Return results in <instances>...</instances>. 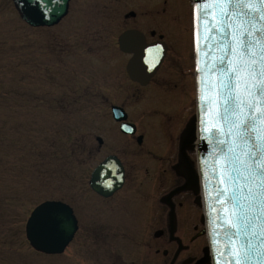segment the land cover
I'll return each mask as SVG.
<instances>
[{
  "label": "rangeland",
  "instance_id": "rangeland-1",
  "mask_svg": "<svg viewBox=\"0 0 264 264\" xmlns=\"http://www.w3.org/2000/svg\"><path fill=\"white\" fill-rule=\"evenodd\" d=\"M150 1L73 0L60 25L32 29L12 2L0 0V264H95L94 252L74 246L60 256L35 252L26 224L46 201L77 203L86 218L100 202L89 182L106 152L93 159L89 149L106 134V85L123 81L128 60L113 44L126 29L149 22L125 16ZM155 1L157 25L184 32L193 100V0Z\"/></svg>",
  "mask_w": 264,
  "mask_h": 264
},
{
  "label": "flooded vegetation",
  "instance_id": "flooded-vegetation-1",
  "mask_svg": "<svg viewBox=\"0 0 264 264\" xmlns=\"http://www.w3.org/2000/svg\"><path fill=\"white\" fill-rule=\"evenodd\" d=\"M158 9L151 0L125 16L126 20L141 16L149 22L126 29L113 44L128 60L123 81H115L113 88L106 85V134L97 138V149H89L93 159L105 151L106 171L115 169L123 182L106 198L93 191L89 182L101 203L90 208L94 210L88 218L82 206L64 202L78 223L67 249L74 246L78 253L94 252L95 264H214L199 181L197 191L195 186L186 189L194 182L193 174L199 177L197 155L187 149L183 166L180 160L181 137L196 114L191 115L196 98L191 97L189 50L183 31L171 33L167 26L157 25ZM163 12L169 16L167 8ZM129 31L141 34L150 53H165L146 85L130 78L128 65L135 56L120 49V38ZM115 108L124 112L125 121L115 120Z\"/></svg>",
  "mask_w": 264,
  "mask_h": 264
},
{
  "label": "snow or ice",
  "instance_id": "snow-or-ice-1",
  "mask_svg": "<svg viewBox=\"0 0 264 264\" xmlns=\"http://www.w3.org/2000/svg\"><path fill=\"white\" fill-rule=\"evenodd\" d=\"M41 3L46 5L48 0H37L36 7L42 18H51L47 8H40ZM205 4L224 6L216 17L219 23L210 22L208 29L210 34L220 33L224 41L215 68L208 61L201 67L204 49L197 46L198 34L202 38L203 25L214 11L205 9ZM191 15L196 91L202 111L207 110L204 77L218 76L208 88L214 93L208 103L219 109L223 135L213 131L209 147L223 174L224 187H216L215 203L221 205L218 213L225 208L229 213L219 217L221 226L227 223L223 232L227 264H264V0H193ZM122 44L133 50L143 44V37L129 33ZM201 138L207 139L203 129ZM212 210L210 203V222ZM31 227L38 240L56 246L73 233L76 221L70 206L53 200L34 210ZM211 235L215 249V227Z\"/></svg>",
  "mask_w": 264,
  "mask_h": 264
},
{
  "label": "water",
  "instance_id": "water-1",
  "mask_svg": "<svg viewBox=\"0 0 264 264\" xmlns=\"http://www.w3.org/2000/svg\"><path fill=\"white\" fill-rule=\"evenodd\" d=\"M13 3L20 19L30 28L32 29H51L58 26L68 15L69 7L71 0H48V3L45 5L43 3L40 4V8H47L48 12L51 14V18L44 19L42 18L40 11L37 9L36 4L37 0H9ZM222 5H211L205 4V9H213L212 15L209 17V20L203 25V33L202 38L198 34L197 37V46L204 49L201 54V67H205V61H208V66L210 68H215L217 61L220 58L221 52L224 48V41L221 39L220 33L213 31L212 34L209 33V23L215 22L216 24L219 21L216 19L218 11L223 8ZM59 10V14L56 13ZM129 33H135L137 36H141L136 31H129L123 34L120 38L119 44L122 52L126 54H133L135 57L128 65V73L130 78L139 82L142 85L148 84L150 79L154 76L156 71L158 70L162 58H164L165 53L160 52V54L150 53L145 51V47L142 44L139 47H136L133 50H126L124 45L122 44V39L124 36H127ZM157 55V56H156ZM145 58L147 63H145ZM151 69V70H149ZM205 101L204 107L207 109L206 111H202L201 103L198 100V111L197 115L194 116L189 124L187 125L186 130L184 131L181 137V166L186 162L185 150L189 149L191 153L197 150L198 160H199V177L196 178V175L193 174L191 179L194 182H191V186L189 185L186 189H193L195 186V190L198 189V181L201 182V186L203 189V196L206 206L207 213V222H208V231L210 236V244H211V256L214 264H227L228 256L225 255L226 249V241L223 236L224 228L227 226L225 222L223 226H221V220L219 217H228V209L225 208L223 212L218 213L216 209H218L221 205L216 204V196L215 189L216 187H224L223 184V174L220 172V162H216L214 164V150L210 149L209 144L211 141V135L213 131H216L223 135V126L217 118V112L219 109L216 105L209 104L208 101L210 99H214V93L208 91L209 86L214 85L218 81L217 75H205ZM114 118L117 122L125 121L127 119L125 114H122V110L114 109ZM124 113V112H123ZM128 125H123L127 127ZM202 129L203 136L207 139H202ZM128 132V131H126ZM197 145V148H196ZM108 183L106 187V177L108 176ZM219 180V184H218ZM122 178L117 174L115 169H112L110 172L106 171V160L100 164L92 173L90 179V187L93 191H95L101 197L110 196L116 188L122 184ZM116 187L114 188V186ZM110 191V193H109ZM46 203V202H45ZM212 204L213 210L211 211V222L209 217V204ZM222 203V202H221ZM44 204V203H43ZM41 204V205H43ZM66 205V204H65ZM72 210V209H71ZM73 211V210H72ZM34 214L32 212L27 225H26V239L29 242L31 248L42 255L46 256H60L63 255L71 244L77 230L78 223L74 216V220L76 221V227L73 233L66 237L60 244L56 246H52L46 242L38 240L32 230L31 227V218ZM216 228L217 232V245L214 249L212 246V228ZM234 247V245H233Z\"/></svg>",
  "mask_w": 264,
  "mask_h": 264
},
{
  "label": "bare ground",
  "instance_id": "bare-ground-1",
  "mask_svg": "<svg viewBox=\"0 0 264 264\" xmlns=\"http://www.w3.org/2000/svg\"><path fill=\"white\" fill-rule=\"evenodd\" d=\"M57 27V26H56Z\"/></svg>",
  "mask_w": 264,
  "mask_h": 264
}]
</instances>
